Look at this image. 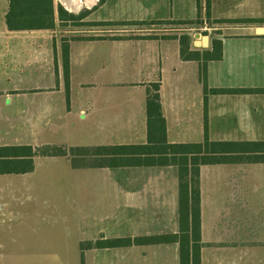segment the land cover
<instances>
[{
  "label": "crops",
  "instance_id": "0c3cea01",
  "mask_svg": "<svg viewBox=\"0 0 264 264\" xmlns=\"http://www.w3.org/2000/svg\"><path fill=\"white\" fill-rule=\"evenodd\" d=\"M6 4L0 22V120L1 117L10 120L7 112L1 114L2 109L17 104L15 101H21L27 93L32 99L26 108L29 114L30 110L35 112L34 117L45 110L42 109L45 105L34 96L40 93L61 94L64 102L67 94L70 108L77 80L74 66L83 63L87 49L109 41L118 45L121 55L125 52L120 64L113 59L111 68L105 71H102L104 65H100L99 72L109 73L111 80L91 83L77 80V85L81 89L87 86L111 91V98L115 99L119 91V105L115 103L112 107L107 99L105 107L106 113L115 114V128L99 139V143L73 147H108L112 153L115 146H137L141 155L134 165L97 168H73L69 156L34 155L31 170L25 172L22 147L35 149L46 144L36 146L34 142H24L17 133L3 132L0 134V221H6L11 214L2 206L8 187L15 180L34 176L40 157L68 158L72 170L105 171L114 196L117 185L111 178V169L131 170L133 178L128 186L132 190L124 194L128 206L138 209L141 215L137 218L132 214V219L129 218L133 231L128 236L106 238H115V264H179L178 243L165 239L179 232L178 169L166 162L165 158L171 154H163L162 149L159 154L148 153L153 144L149 143L147 132L146 87L147 83L159 81L166 143L203 144L206 119L208 141L225 144L217 146L224 151L220 160L199 166L200 264H264V28L260 34L253 28L252 32L247 29V36L208 37L206 45L201 42L199 45L200 37L189 36L188 48L181 53V38L174 34L166 39L101 35L76 38L61 35L57 18L51 29L9 30L5 23L8 0ZM101 7L102 3L96 0L88 8L90 21H98L95 13ZM213 51L219 53V58ZM199 53H206V59L199 61ZM200 63L205 66L203 72ZM191 70L195 71V77L186 78ZM85 103L94 113L88 117L90 124L97 128L103 122L99 99L87 98ZM80 114L83 117V109ZM8 128L12 129V125L8 124ZM59 212L49 209V215ZM34 213L37 212L33 210ZM30 216L22 214L21 218ZM51 247L50 238H45L41 248ZM91 260L94 258L86 263L91 264Z\"/></svg>",
  "mask_w": 264,
  "mask_h": 264
},
{
  "label": "rangeland",
  "instance_id": "374dc122",
  "mask_svg": "<svg viewBox=\"0 0 264 264\" xmlns=\"http://www.w3.org/2000/svg\"><path fill=\"white\" fill-rule=\"evenodd\" d=\"M53 3L74 16L89 12L91 7L85 3L79 7L65 5L62 0H53ZM6 5V0H0V22ZM90 15L91 11L65 24L60 21L61 35L76 38L137 36L140 39H166L173 34L182 39L196 35L200 37L197 38L200 43L203 36L209 39L233 34L247 36L253 28L256 33H262L259 28H264V0H103L101 9L95 13L98 21H90ZM170 17L178 20H167ZM132 18L135 21L125 20ZM212 54L216 55L217 51ZM124 56L125 52L121 55L118 45L109 41L101 42L96 48L90 47L82 57L83 63L74 66L77 80L87 83L111 80L109 73L99 72L100 65H104L102 71L108 70L113 59L120 64ZM198 59H206V53H199ZM199 65L200 72L205 71V66ZM188 77L193 79L195 71L191 70ZM77 80L70 108L67 94L64 102L63 95L52 96L50 93L34 95L45 105L42 107L45 110L36 117L33 110L29 114L26 108V103L32 99L30 93L20 98L21 101H15L17 104L4 107L1 114L7 112L10 120H2L1 117L0 134L12 131L24 142H34L36 146L99 143V139L115 128V114L106 113L105 107L107 99H110L112 107L115 103L119 105V91L116 99L111 98V91L93 90L87 86L81 89ZM153 84H158L160 90L159 81L147 83L146 97ZM95 96L99 99L103 120L97 128L90 124L88 117L94 113L85 103L87 98ZM21 109L24 112L21 113ZM81 109L84 110L83 117ZM110 175L117 185L115 196L111 195L112 188L106 180L109 174L105 171L72 170L68 158L40 157L34 176L24 181L15 180L8 187V193L1 195L2 206H6L11 214L6 221H0V264H35L38 261L36 264H87V259L92 258L91 264H115V238H106L131 234L133 228L129 225V218L132 219V214L138 218L141 213L128 206L124 194L132 190L128 186L129 179L133 178L131 170L111 169ZM49 209L60 210L59 215H49ZM33 210L37 213L32 214ZM22 214L31 216L22 219ZM48 237L52 247L41 248Z\"/></svg>",
  "mask_w": 264,
  "mask_h": 264
},
{
  "label": "trees",
  "instance_id": "16d2710c",
  "mask_svg": "<svg viewBox=\"0 0 264 264\" xmlns=\"http://www.w3.org/2000/svg\"><path fill=\"white\" fill-rule=\"evenodd\" d=\"M99 2L102 3L103 0ZM86 13L88 12L82 13L79 16H74L61 6L55 7L53 0H8L5 23L9 30L51 29L55 26L56 18L61 22H67L74 18L78 19L84 17ZM188 40V36H184L180 40L181 53H184L188 48ZM185 41L186 44H184ZM219 56V53H217L216 58H219ZM65 77L68 79V70L65 72ZM66 82V88H68V81ZM158 91L159 85L153 84L152 91H149L146 97L148 140L149 143L153 144V147L148 150V153L159 154L162 149L163 154H171V157H166L165 160L177 166L179 187V232L176 235L166 236L165 239H170L178 243L179 264H200L202 243L200 240L199 225V166L215 160H220L222 158L221 153H224V151H220V148L217 146L225 144L208 141L206 136V119L204 122L205 142H203V144L166 143V125L161 112ZM223 92L224 91H215V93ZM204 104L206 106L205 99ZM22 148L24 157L23 170L25 172L31 170V157L34 155L69 156L73 168H97L106 167V165L129 166L134 165L136 158L141 155L138 151L140 148L128 145L112 147V153H110L108 147L81 148L54 144L42 145L35 149H32L30 146H24ZM147 148L148 147H141V149L146 150ZM240 151L241 150H238L237 152ZM228 157L232 158L230 156ZM188 200H191L193 204ZM187 205H189V208H187ZM190 208L192 209L189 210Z\"/></svg>",
  "mask_w": 264,
  "mask_h": 264
},
{
  "label": "bare ground",
  "instance_id": "6f19581e",
  "mask_svg": "<svg viewBox=\"0 0 264 264\" xmlns=\"http://www.w3.org/2000/svg\"><path fill=\"white\" fill-rule=\"evenodd\" d=\"M65 5H71L74 7H79L81 3H85L87 6H91L94 4L96 0H62ZM259 32H262L259 30Z\"/></svg>",
  "mask_w": 264,
  "mask_h": 264
},
{
  "label": "water",
  "instance_id": "95a60500",
  "mask_svg": "<svg viewBox=\"0 0 264 264\" xmlns=\"http://www.w3.org/2000/svg\"><path fill=\"white\" fill-rule=\"evenodd\" d=\"M259 29L262 31L261 28H259ZM207 40H208V36H203V37H202V41H201V43H202L203 45H206Z\"/></svg>",
  "mask_w": 264,
  "mask_h": 264
}]
</instances>
